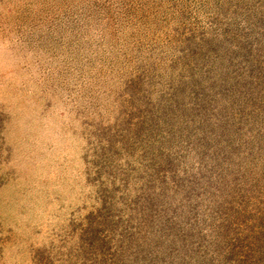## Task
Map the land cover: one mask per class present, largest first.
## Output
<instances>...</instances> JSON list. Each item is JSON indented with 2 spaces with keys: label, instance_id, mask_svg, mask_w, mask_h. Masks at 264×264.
<instances>
[{
  "label": "rangeland",
  "instance_id": "1",
  "mask_svg": "<svg viewBox=\"0 0 264 264\" xmlns=\"http://www.w3.org/2000/svg\"><path fill=\"white\" fill-rule=\"evenodd\" d=\"M0 264H264V0H0Z\"/></svg>",
  "mask_w": 264,
  "mask_h": 264
}]
</instances>
